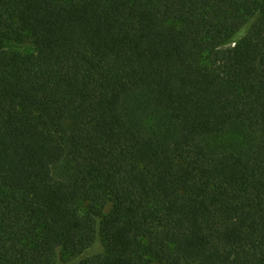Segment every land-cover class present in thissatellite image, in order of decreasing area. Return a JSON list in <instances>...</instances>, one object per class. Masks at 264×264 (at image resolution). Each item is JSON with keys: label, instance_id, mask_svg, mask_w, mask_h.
<instances>
[{"label": "trees", "instance_id": "trees-1", "mask_svg": "<svg viewBox=\"0 0 264 264\" xmlns=\"http://www.w3.org/2000/svg\"><path fill=\"white\" fill-rule=\"evenodd\" d=\"M0 264H264V0H0Z\"/></svg>", "mask_w": 264, "mask_h": 264}, {"label": "rangeland", "instance_id": "rangeland-1", "mask_svg": "<svg viewBox=\"0 0 264 264\" xmlns=\"http://www.w3.org/2000/svg\"><path fill=\"white\" fill-rule=\"evenodd\" d=\"M137 104H139V100L131 102L130 104L127 105V107H129V109H130L131 113L134 115V117H137L138 121H141V120L137 116V110H141L142 116L146 119V120H144V118H141L143 120L141 122H148V121L150 122V120H148V118H152V116H151L152 114H151L150 110L148 109V107L144 104H139V106ZM131 106H133V107H131ZM136 106H138V107L136 108ZM153 120H154V118H153ZM72 122H73V117H70L68 120V123H72ZM156 122H157V119H156ZM241 140H242V138L239 136L227 134L224 136L222 135V136L212 137L210 142H211L212 146L215 148L218 146L227 147V148H235L242 143ZM70 167H72V164L69 163L68 161L64 160L58 166L54 167V173L59 177H66L70 173Z\"/></svg>", "mask_w": 264, "mask_h": 264}]
</instances>
